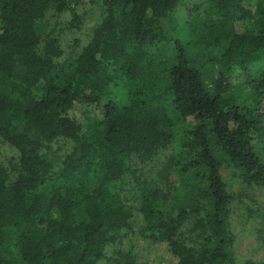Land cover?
Wrapping results in <instances>:
<instances>
[{"label":"trees","instance_id":"trees-1","mask_svg":"<svg viewBox=\"0 0 264 264\" xmlns=\"http://www.w3.org/2000/svg\"><path fill=\"white\" fill-rule=\"evenodd\" d=\"M81 1L0 0V142L19 154L0 166V264H154L125 240L160 264H235L221 169L264 190V0H99L61 63L48 21L79 28Z\"/></svg>","mask_w":264,"mask_h":264},{"label":"rangeland","instance_id":"rangeland-1","mask_svg":"<svg viewBox=\"0 0 264 264\" xmlns=\"http://www.w3.org/2000/svg\"><path fill=\"white\" fill-rule=\"evenodd\" d=\"M207 6H202V14L207 11ZM80 15L83 20L79 28L69 26L65 17H50L48 28L52 27L56 22H60L56 26L59 31L60 40L64 56L61 63L68 62L70 59L76 58L82 49L90 42L94 30L101 19V7L99 0H82L79 7ZM67 23V25H66ZM263 64L258 65L255 70L261 71ZM254 70V71H255ZM207 71H210V69ZM264 111V101H263ZM90 109L78 105L72 112L76 120L85 122L86 115ZM51 148L55 151L64 149L68 151L70 143L58 141L51 144ZM178 147L174 143L170 148L162 150L155 158L154 162L144 169V173L150 177L158 172L168 171L170 159L176 155ZM216 155L219 156V151L215 149ZM19 157L18 151L10 145L0 142V166L8 169L11 165L17 162ZM223 180L230 194H233L238 200L233 203L230 213V231L235 240L234 245V261L235 264H247L249 262L258 263L264 258V190L255 186H250L244 178L236 171L229 167L221 169ZM165 181L176 187H179V180L176 173L169 171L164 175ZM155 181L160 183V180L155 177ZM254 213L252 214V212ZM134 240V239H133ZM124 250L130 249L142 261H149L154 264H160L155 258L154 251L149 244L139 242L138 240L124 241L122 246ZM109 255H113L109 253Z\"/></svg>","mask_w":264,"mask_h":264}]
</instances>
